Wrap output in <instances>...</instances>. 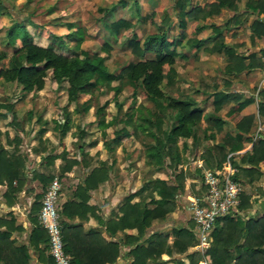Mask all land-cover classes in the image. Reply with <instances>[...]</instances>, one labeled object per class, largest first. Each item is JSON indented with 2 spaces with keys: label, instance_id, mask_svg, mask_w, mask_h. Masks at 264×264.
Here are the masks:
<instances>
[{
  "label": "trees",
  "instance_id": "16d2710c",
  "mask_svg": "<svg viewBox=\"0 0 264 264\" xmlns=\"http://www.w3.org/2000/svg\"><path fill=\"white\" fill-rule=\"evenodd\" d=\"M188 1L177 0L175 4L187 18L194 20V31L196 32L201 31L207 25L199 23L197 20L200 18L205 19L218 14L222 7L236 11L239 8L238 0H213L205 5H194L186 9ZM133 3L138 6L137 0H133ZM118 6H126V1L118 0L112 6L104 8L101 19L106 29L112 34H118L122 29L129 30L123 44L129 50L130 57L119 69L111 70L106 63L105 56L92 53L82 47L85 38L84 29L81 26L74 28L72 21L66 23L69 31L60 34L51 33L52 43L42 45L32 39L22 20H14L5 30V43L12 46L13 51L8 58L7 65L0 67V78L17 82L25 92L43 89L48 79L56 84L66 82L69 103L77 102L82 93H92L94 88L101 86L114 89V96H117L123 79L129 82L135 93L137 88H140L143 92L142 100L156 105L157 110L141 116L142 121L134 126V134L138 136L137 131L140 128L154 137L155 142L148 145L146 149V162L153 165L156 170L170 167L173 175L169 179L170 182L162 177L150 176L139 188L127 193L119 206L118 217L105 222L106 230L110 235H115L119 229H136L135 233H126L124 239L127 244H133L128 249V253L132 255L131 264H167L170 261L174 264H198L196 260H193V251L186 252L183 258L164 259L161 257L163 252L170 255L173 251L185 252L193 243L196 235L191 229L193 227L191 218L187 225H172L169 231L165 228H153L154 220L167 218L174 210L175 196L183 190L184 175L182 170L177 168L181 160L178 139L182 137L192 140V153L195 158L201 156L204 166L221 168L228 152L240 150L244 147L243 140L249 137L248 133L252 130L254 114H245L241 117L235 114L250 103L252 98H242V94L237 91L217 89L212 92L216 110L223 101L230 100L231 105L227 113L237 121L236 132L235 134L226 133L221 142L202 150L203 138L199 133V126L204 119V105L191 95L184 97L172 95L162 86L163 83L170 85L176 80L175 63L177 56L181 54L177 46L187 37L188 19L182 17L178 20L177 37L169 34L168 23L165 27L159 24L157 31L142 36L132 30L134 23L129 18L119 17L111 21L107 20V15ZM244 6L246 12H261L264 10V0H246ZM7 11L8 6L0 0V15ZM137 15L139 16V13ZM242 15L244 12H237L234 18L239 19ZM151 20L157 22L154 14L151 15ZM228 23L229 21L223 25L212 23V31L209 35L189 37L186 41L190 46L199 48L207 40L215 39V48L212 52L224 51L227 54L229 61L226 69L228 72L239 73L247 68L263 66V60L256 56L257 52L246 55L237 52L233 46L226 43L223 32L228 30L226 26ZM251 29L253 35L264 37L263 20L257 17L253 19ZM71 40L74 43L69 44ZM17 41L19 43H16ZM104 46L110 47V43L104 41ZM261 52L263 56L264 48ZM7 56L5 50H0V60ZM115 80H119V83L112 85ZM261 93L264 96V89ZM115 103L120 107V103ZM0 106L11 109L13 103L7 102ZM88 108L89 103L85 102L83 109ZM166 111L169 112L171 124L159 135L156 130L161 129ZM259 113L264 115V99L259 103ZM96 114L98 125L103 129L116 121V116L106 118L105 105L98 106ZM1 116L6 117V113L2 112ZM212 119L219 128L225 122V119L217 115H214ZM13 121L14 117L10 122ZM70 127L71 119L68 115L63 121L55 120L54 129L60 134H66ZM45 130L41 127L39 132L42 133ZM114 133L110 142H107L110 148L120 144L123 137L131 135L125 125L115 129ZM2 134L3 131L0 129V184L5 185L2 197L5 203L11 206L17 201L18 193L25 188L27 192H32L33 200L28 212L32 228L29 231L27 242H20L17 237L13 236L14 230H25L23 224L16 223V216L11 211H8V216L0 215V264H56L49 251L47 229L40 223L38 215L43 195L51 180L57 176L61 184L67 185L69 182L67 172L72 170L74 165L82 164L84 167L88 165V162L83 159L85 157L83 144L80 145L82 158L69 157L66 149L59 153L50 151L42 156L40 164L44 166H49L59 157L63 160L56 174L51 171H42L38 167L29 169L28 155L20 149L22 135L16 134L12 138H6V142L12 145L10 150L2 143ZM167 158H169L168 164L166 163ZM240 160L248 166H241L233 159L234 165L239 169L238 174L234 176L236 180L239 179L237 175L250 176V181H253L255 176L259 178L260 174H263L260 162H264V134L253 142L250 151L242 154ZM112 166L113 163L104 162L93 166L73 189L74 195H78L80 199L70 198L61 204L59 209L61 231L64 249L70 256L71 264H109L116 261L120 253V244L124 243L121 239L106 240L98 230L94 228L84 230L81 223L68 222L66 219V217L74 218L76 213L83 218L88 209L95 208L87 203L90 190L97 188L100 182L110 179ZM193 176L201 177V169L196 168ZM136 196L138 200H133ZM240 197V208L251 207V194L241 192ZM71 208L76 211L74 214L70 212ZM221 220L222 224L218 225ZM217 225L212 233L211 247L208 249L215 264L232 262L233 264H264V211L249 217L234 218L231 215H225L217 220ZM170 234L175 235L172 245L167 242ZM230 246L233 247L235 253L229 250ZM32 251L37 254L36 261L33 260Z\"/></svg>",
  "mask_w": 264,
  "mask_h": 264
},
{
  "label": "rangeland",
  "instance_id": "374dc122",
  "mask_svg": "<svg viewBox=\"0 0 264 264\" xmlns=\"http://www.w3.org/2000/svg\"><path fill=\"white\" fill-rule=\"evenodd\" d=\"M3 1L8 6V11L0 15V50H5L8 56L0 60V67L7 65L8 58L13 51V47L5 43V30L14 20H22L26 24L32 39L42 45L52 43L51 33L60 34L69 31L66 23L72 21L74 28L81 26L84 29L85 38L82 42V47L92 53L105 56L106 63L111 70L119 69L129 60L130 52L123 44L125 37L129 34V30L122 29L120 33L112 34L106 29L101 19L103 9L112 6L118 0ZM125 1L126 6H118L107 15L108 21L119 17L129 18L134 23L132 30L142 36L157 31L159 24L165 27L168 23L169 34L177 37L179 29L177 25L178 20L186 17L179 6L175 4L177 0H137L138 6L134 5L133 0ZM209 2L210 0H189L186 3V9L194 5H205ZM137 13H139V16ZM229 13L230 9L222 7L218 14L211 15L205 19L200 18L197 21L199 23L204 21L207 25L199 32L194 31V20L186 17L188 19L186 29L187 37L183 39L181 45L177 46L181 54L177 56L175 63L177 69L176 80L170 85L162 84L168 93L180 97L191 95L199 103L204 105V119L199 126V133L203 138L202 150L212 144L221 142L229 131L233 133L234 131L229 128V124L236 121L227 113V101H224L217 110L215 109L212 92L219 89L224 80H226L225 86L227 87V82L230 79L233 82L241 79V77L243 78V76L228 72L226 65L229 60L225 53L222 52L218 55L212 52L215 48V39L207 40L199 48L190 46L186 40L189 37H205L209 35L212 31V23L223 25L229 21L226 26H231V28L224 32V40L228 43L237 44L238 47L245 48L251 42L252 36L255 38V35H253V32L251 33V27L246 25L244 21L241 24V28L236 24L233 25L235 18H231ZM153 14L157 22L151 20V15ZM164 18L165 21H163ZM245 20L247 21V19ZM247 29H249V32H247ZM104 41H108L110 47H105ZM16 43L19 42L17 41ZM72 43H74L73 40L69 41V44ZM55 47L58 48L57 45ZM117 83H119V80L113 81L112 85H116ZM66 87V82L56 84L48 79L43 89L25 92L17 82L5 81L0 78V105L7 102L13 103L11 109L0 106V111H6L7 113L5 118L0 116V128L3 131L1 135L2 141L5 142L7 137L12 138L16 134H20L24 139V143L20 145L21 151L31 155L32 149L30 148L38 145L37 139L40 135L38 129L42 126L44 117L47 115L44 125L50 128L51 140H49L46 150L55 149L61 152L67 148L66 151L69 157L82 158L80 145L83 144L82 147L85 153L83 159L88 162L84 170L85 172L103 162L106 164L113 163L111 169L113 178H117L118 182L127 179L121 185L123 192L127 190L133 191L139 188L145 179L150 176L153 178L162 177L168 179L170 182L169 179L173 175L172 168L162 167L156 170L153 165L146 162V149L148 145L155 142L154 137L148 131H142L140 128L137 131L138 136L134 134V126L142 121L141 116L147 115L148 112L154 113L157 110L156 105L148 104L145 100H142L143 92L140 88H137L135 93L129 82L123 79L121 82V90L117 96H114V89L101 86L94 88L92 93H82L77 102L69 103L67 101ZM230 88L234 89V87ZM85 102L89 103L87 110L83 109ZM115 102L120 103V107ZM101 105H105L107 119L116 116L115 123L105 129L98 125V115L96 114L97 107ZM66 115L71 119V127L66 134H60L59 131L53 128L55 120L63 121ZM212 115H217L225 119V125L223 124L220 128L217 127L212 119ZM13 117L14 121L10 122ZM258 119L264 125V116L262 114H260V118ZM162 122L161 129L156 130L159 135H161L163 129L167 130L171 124L169 112L167 113L166 111ZM257 123L258 120L254 123L255 128ZM124 125L131 132V135L123 137L120 144L113 145L112 148L108 147L107 142L109 143L114 136L115 129ZM252 134L248 139H245L246 143L244 145L250 142ZM178 146L181 160L177 168L178 170H182V174L184 175L183 190L179 191L175 196L174 210L170 212L167 218L154 220L153 228H165V230L169 231L172 225H187L191 218L190 210L188 209L190 195L198 193L201 189L202 183L200 176L194 177L193 174L196 172V168H198L197 160L201 159L203 162V159L201 156L195 158L192 153L191 139L180 137L178 139ZM9 148L11 150L12 145ZM33 161L34 163L30 162L28 164L29 169L38 162L36 158ZM55 161H60V164L63 162L61 158ZM166 163H169V158L166 159ZM42 168L47 172L52 169L56 174L58 172V167L54 165ZM69 186H62L61 188L64 187L62 190H66L65 188ZM243 192L244 189L242 188ZM256 198V195H252L251 208L248 210V208L239 207V211L235 217H249L262 213L264 209L252 210L255 208L253 207V202ZM1 212L3 211L0 207ZM174 238L175 235H169L167 239L169 245H172ZM212 241L213 236H211V244ZM196 242L195 237L193 243L188 246L185 252L179 253L173 251L172 255L163 252L161 257L164 259L169 257H183L186 252L193 251V260H196L198 264H202L204 258L207 259L208 264H215L213 256L208 250L211 246L205 253H201L199 250H196ZM229 250L233 251V247L230 246ZM168 264H174V262L170 261ZM230 264H233V262Z\"/></svg>",
  "mask_w": 264,
  "mask_h": 264
},
{
  "label": "crops",
  "instance_id": "0c3cea01",
  "mask_svg": "<svg viewBox=\"0 0 264 264\" xmlns=\"http://www.w3.org/2000/svg\"><path fill=\"white\" fill-rule=\"evenodd\" d=\"M211 1H213V0H210V2ZM245 1L246 0H238L239 8L237 11L230 9L229 14H230L231 18L234 17V15L237 12L238 13L244 12V15L239 17V19L241 18L240 19L241 21H239V19H235L233 22L234 23L233 25L236 24V25L240 26V28H241L242 27L241 24L244 21V23H246V25L251 27V22L256 17L258 19H261L264 21V10L261 12H257V13L251 12V11H249V12L244 11ZM245 19H247V21ZM200 23H204V21H201ZM230 28H231V26L228 27V30ZM228 30H226V31H228ZM247 30H248L247 32H249V29H247ZM251 33H252V31H251ZM254 35H255V38L252 37L251 42H249L248 45L245 46V48L244 47H238L237 44L228 43L227 41H226V43L233 46L237 50V52H242L246 55L250 54L251 52H257L256 56L258 58L262 59L261 56L263 53L261 52V49L264 48V37L259 36L257 34H254ZM252 44H254V45H252ZM222 52L225 53L224 51H222ZM222 52H214V53L219 55ZM235 74L236 75L241 74L244 79L241 77V79L233 81V82L230 79L227 82V84H228L227 87L225 86L226 80H224V82L222 83L221 87H219V89H223V90H227V91H237V92L242 94V96H243L242 98H245V97H251L252 98V101L250 103H248L240 112H237L235 114V116L238 115V117H239V115L241 117L242 115H245V114H250V113L254 114V121H253L252 130L248 133V135L250 136L255 131L254 123L257 122L258 118H260V114H259V110H258L259 102L264 99V96L261 93V91L264 89L263 66H260V67L257 66V67L250 68V69L247 68V69H244L241 72L235 73ZM232 75H234V74H232ZM259 85H261V87H260L259 92L257 94L256 92L258 90ZM230 87H234V89H232ZM255 90H256V92H255ZM241 91L246 92V93H242ZM225 101H227L228 109H229L231 102H230V100H225ZM2 112L6 113V111H0V116H1ZM255 112H256V114H255ZM46 116L47 115H45V117H44L45 119L42 122L43 123L42 126L39 127V129L41 127H44L46 130L41 133V132H39V129H38V133L40 134L38 139H37L38 145H34L30 148V149H32L31 155H29L27 153L28 164L30 162L34 163V161H33L34 158H36V160L38 161L36 163V165L31 166L30 169H32L33 167H38L40 170L44 171L42 167H46V166L40 164V160H41L42 156L45 155L46 153L50 152V151H52L54 153L60 152V151H56L55 149L46 150V146L49 143V140H51V135H50L51 133L49 131L50 128H48L44 125L46 122V118H47ZM236 122L237 121L229 124V128L234 131L233 133L231 131H229L232 134H235V132H236L235 131L236 130V128H235ZM224 125H225V123H224ZM2 143L4 144V146L7 149H10L9 147L11 145H9V143H7L6 140H5V142L2 141ZM22 143H24L23 137H22ZM244 143H246L245 139L243 140V145H244ZM241 149H243V150H241V152L238 153L234 157V160L239 165L247 167L248 166L247 163L241 162V160H240L241 156L240 155L244 154L247 151H250L251 146L246 147V145H244V147H242ZM32 154H34L35 156L33 155V157H32ZM58 159H60V157L56 158L55 160H58ZM55 160L50 165H52V166L54 165V166L58 167V169H57V171H58L60 161H55ZM233 165H234V163H233ZM49 166H47V167H49ZM234 166L236 167V173H235V176H236V174H238L239 169H238V166H236V165H234ZM85 168L86 167H84L83 165H76V166H74V168L72 170L67 172V177H68V181H69L67 185H70V186L68 188H65L66 190H62V189H64V187L61 188L60 196L58 199V209H60L62 202L66 201L67 199H70V198L71 199L74 198L76 200L80 199L78 195H74L73 189L78 182H81L84 179L86 173L88 172V171L87 172L84 171ZM260 169L262 170L263 174L261 173L259 178H257V176H255L253 178L254 179L253 181H250V176L249 177L248 176L243 177L241 175H237L239 177L238 181L242 184L244 192L247 194H251V196L256 195V197H257L253 202V204H254L253 207H255V208L252 210H254V211H257L259 208L264 209V193H262V190L264 189V162H260ZM51 172H55V171L52 169ZM126 180L127 179H125V180L123 179V180L118 182L117 178H113V173H112L110 179L103 181V182H100V184L97 188L90 190V198L88 199L87 203L89 205H92L95 207L93 210H91V208L88 209L87 214L84 213L83 218H80L79 214H77V213L75 214L74 218H71V219L66 217V216H62V217H66L68 222L81 223L84 230H87L89 228H94V229L98 230L101 233V236L106 240L121 239L122 241H124V243L120 244L121 249H120V253H119L116 261L109 263V264H131V261H132V255L128 253V249L131 248L133 246V244H127L124 239H125L126 233H135L136 231L134 232V230H136V229L135 228H125L124 230L119 229V230H117L115 235H110L109 232L106 230V224H105V222L107 220L117 218L118 214L120 213L119 206L121 205L124 196L130 192L129 190L123 192V188L121 185L123 183H125ZM110 183H111V186H110ZM67 185L62 184V186H67ZM0 188H1L0 192H1V196H2V192L5 189V185L0 184ZM17 196H18L17 201L11 206H8L2 197V199L0 200V207H1L3 212H1L0 215L8 216V211H11L16 216V223L17 224L21 223L25 227V230H21V231L14 230L13 236L17 237L18 241H20V242L21 241L27 242L28 237H29L28 236L29 231L32 228V223L28 219V212L30 210L31 202L33 200V194H32V192H27L26 189L24 188L22 191H20L18 193ZM133 200H138V196H136ZM250 208L251 207H249L248 210ZM70 212H72V214H74V212H76V211H74V209L71 208ZM235 216L236 215H234L233 217H235ZM221 224H222V220L219 222L218 225H221ZM40 245H43V244L40 243ZM32 256H33V260L36 261L37 260L36 259L37 258L36 252L32 251ZM181 258H183V257H181Z\"/></svg>",
  "mask_w": 264,
  "mask_h": 264
},
{
  "label": "built area",
  "instance_id": "2783aa9c",
  "mask_svg": "<svg viewBox=\"0 0 264 264\" xmlns=\"http://www.w3.org/2000/svg\"><path fill=\"white\" fill-rule=\"evenodd\" d=\"M263 80H264V55ZM261 85L258 86L259 92ZM263 123L258 119L255 131L246 147L259 137H262ZM244 149V148H243ZM229 151L221 168L206 167L203 162L198 161L201 169V189L198 193L190 195L188 209L193 220L192 230L196 235V250L201 253L211 246V236L217 226V220L225 215L234 216L239 211L242 192V184L234 178L236 167L233 165L234 157L241 150ZM61 181L55 176L49 183L39 211L40 223L47 229L49 235V251L54 257L56 264H71L70 256L64 249V241L60 225V214L58 199L61 191ZM202 264H208L204 258Z\"/></svg>",
  "mask_w": 264,
  "mask_h": 264
}]
</instances>
